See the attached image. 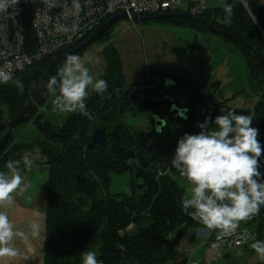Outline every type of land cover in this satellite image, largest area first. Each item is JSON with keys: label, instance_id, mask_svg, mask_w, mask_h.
<instances>
[{"label": "trees", "instance_id": "1", "mask_svg": "<svg viewBox=\"0 0 264 264\" xmlns=\"http://www.w3.org/2000/svg\"><path fill=\"white\" fill-rule=\"evenodd\" d=\"M244 2L247 7L240 0H227L226 5L232 6L233 13L230 22L225 20L226 5L214 9L212 13L206 12L200 19L251 45L264 61V35L259 29L264 30V0ZM171 21L204 29L189 20ZM225 40L241 50L247 59L252 85L262 92V100L251 110L231 107L212 95H202L194 87L195 92L185 93L182 88L190 87L185 79L177 75L168 78L162 72L158 73L162 78L154 77L152 91L138 85L127 86L121 62L114 50L110 54L113 59L112 69L109 75L103 77L108 82L107 90L102 96L95 93L86 103L91 119L76 113L61 128H54L44 115L37 113V107L48 93L46 90L36 108L20 123L29 120L32 114L35 115L32 123L41 136V150L49 159L44 264H82L81 253L86 250L95 252L102 264L187 263L188 259L184 257L177 262L181 255L179 243L184 233L189 228H205L185 214L181 207V199L185 197L184 183L188 181L180 176L167 155L150 161L148 173L152 165H157L153 176L159 179L158 193L149 209L141 211L137 188L132 199L112 197L109 194L111 172L124 174L140 169V163L133 159L126 167H122L116 157L109 153V146L116 143L125 151L133 150L150 159L155 133L153 137L143 138L129 129L122 118L127 109L133 111L135 116L149 115L152 120L155 115L165 118L172 101L166 98L165 84L155 83V78L170 79L175 83V89L184 95V104L176 102L187 109L186 118L176 123L180 127L181 136L186 133L198 134L201 131L198 125L208 117L214 121L218 115L235 111L236 114L253 115L251 126L259 130L258 140L264 146L262 69L252 53L231 39ZM49 61H43L15 79L0 84V139L5 135L9 121L19 115L35 95ZM64 61L55 65L51 77L56 75L57 66ZM17 80L23 85V92L17 87ZM202 108H207L211 113L202 115ZM209 127L212 129L215 125ZM100 128L107 132L108 147L104 149L95 146L89 149L93 132ZM27 148L29 146L25 144H14L11 137L0 151V171H7L5 165L10 159L22 161L23 152ZM171 149L169 151H174L173 146ZM259 164V171L264 178V153L259 158ZM20 167L21 171H29L23 165ZM160 168L163 169L162 173ZM135 182L136 177L134 185ZM250 224L255 228L256 240L264 237V205L259 214L250 220ZM131 226L134 230L129 232ZM209 232L208 237L212 241L218 230Z\"/></svg>", "mask_w": 264, "mask_h": 264}, {"label": "rangeland", "instance_id": "2", "mask_svg": "<svg viewBox=\"0 0 264 264\" xmlns=\"http://www.w3.org/2000/svg\"><path fill=\"white\" fill-rule=\"evenodd\" d=\"M189 1L183 0V3ZM226 4V0H209L207 12L212 13L214 9L224 7ZM187 11L188 6L183 5L177 12L187 13ZM212 17L215 18L214 15ZM171 20L122 19L78 56L81 57L94 81L109 75L113 64L110 54L114 50L121 62L127 86L150 87L154 77H161L158 73L162 72L163 76L168 78L173 75L181 76L190 86L186 88H197L202 95H212L218 101L227 102L234 108L251 110L262 100V92L252 85L247 59L239 48L220 35L197 26ZM64 63L65 61L57 66L55 76ZM169 85L168 81L165 82V87L169 88ZM87 91L85 103L96 93L91 86ZM166 91L169 99L181 104L185 103L183 94L178 89L169 88ZM56 94H58V87L57 93L48 92L46 94L37 107V113L44 115L54 128L59 129L71 115L78 112L55 110L53 100ZM34 116L32 114L29 120L20 124L12 136L13 142L17 140L29 146L24 150L23 157L27 154L33 160L35 167L34 170L25 172L26 191L13 195L14 203L21 202V204L32 207L23 210L24 217L23 215L22 217L25 221L28 222L31 219L41 225V234L32 239H35L36 245L42 244L40 253L42 255L41 264H43L49 159L41 150L39 144L41 136L32 123ZM122 122L143 138H150L154 135V121L149 115L135 116L133 111L127 109L123 114ZM166 124V128L162 129L161 139L170 150L172 146L175 150L178 140L182 137L180 127L173 119L166 120ZM22 161L21 165H23ZM156 168L157 165H152L149 173L152 174ZM162 171L163 169L160 168L161 173ZM137 172V169L134 170V175ZM140 181L136 179V183ZM190 187L189 182L184 183L185 196L190 195L188 192ZM137 198L139 199V194ZM9 207L2 208L1 211L8 214ZM133 230V226L128 229L129 232ZM209 233L206 228L187 229L179 243L181 255L177 258V262L184 257L188 259L186 264L192 262L199 264H264V258H261L250 246L253 241L241 247L226 249L218 260L215 255H212L213 253L208 257L209 247L205 243ZM260 240H264V237Z\"/></svg>", "mask_w": 264, "mask_h": 264}, {"label": "clouds", "instance_id": "3", "mask_svg": "<svg viewBox=\"0 0 264 264\" xmlns=\"http://www.w3.org/2000/svg\"><path fill=\"white\" fill-rule=\"evenodd\" d=\"M19 0H0V16L9 14ZM51 7V5H49ZM226 22L231 21L232 6L224 7ZM75 25L72 31H75ZM61 30L68 31L61 26ZM8 75H0V82H8ZM23 92V85L15 81ZM89 86L100 94L105 93L108 82L93 80L88 68L78 55L66 57L57 76H52L46 84L50 93H57L53 100L54 109L61 112L76 113L92 118L88 112L85 98ZM253 115L236 114L227 111L223 115L206 118L199 124L198 134H184L177 142L172 166L191 187L190 195L182 197L181 207L185 214L201 223L208 230H218L222 237L236 233L241 221L257 216L264 205V178L259 171V158L264 146L258 140L259 130L252 125ZM210 125L215 128L210 129ZM157 131H161L157 128ZM24 169L31 170L33 160L25 154L22 161ZM21 161L8 160L7 171H0V208L14 203V193L26 191L21 175ZM192 209V211H189ZM30 234L16 229L8 214L0 211V259L16 258L20 255L14 242L19 238L26 251L33 253L29 235L32 238L41 234V225L37 221L29 222ZM245 240L252 239L251 248L264 258V240L244 233ZM123 250V249H122ZM82 264H102L93 251L81 253Z\"/></svg>", "mask_w": 264, "mask_h": 264}, {"label": "built area", "instance_id": "4", "mask_svg": "<svg viewBox=\"0 0 264 264\" xmlns=\"http://www.w3.org/2000/svg\"><path fill=\"white\" fill-rule=\"evenodd\" d=\"M208 1L190 0L183 3V0H19L8 10L9 14L0 16V75L10 76L9 81L15 79L19 74L51 59L46 57L70 49L86 31L93 27L97 29L115 15L174 13L181 6L187 5L186 14L201 18L207 12ZM240 1L246 6L244 0ZM73 25L76 26L75 31L71 30ZM61 26L69 30H61ZM3 83L6 82H0ZM144 89L150 90L151 86ZM200 113L206 115L211 112L202 108ZM245 232L257 239L250 220L241 221L232 236L222 237L218 232L212 241L208 237L205 243L209 247L208 257L213 253L218 260L226 249L252 242V239L245 240Z\"/></svg>", "mask_w": 264, "mask_h": 264}, {"label": "water", "instance_id": "5", "mask_svg": "<svg viewBox=\"0 0 264 264\" xmlns=\"http://www.w3.org/2000/svg\"><path fill=\"white\" fill-rule=\"evenodd\" d=\"M247 7V6H246ZM126 18L131 19H164V20H170V19H184L189 20L193 23H195L198 26L203 27L205 30L220 35L224 38H228L233 40L234 42L239 43L243 48H245L248 52L252 53L255 57L257 64L260 66L263 72L264 76V61L260 57V55L256 52V50L237 36L231 34L230 32L222 29H218L209 23H206L204 20L200 18L193 17L186 13H162V14H156V15H127L126 13H121L118 15L113 16L108 21H106L103 25L98 27L97 29L91 28L86 33L80 37V39L68 50L64 52H58L55 54H52L46 59H50L44 75L42 79L40 80L39 87L35 93V95L29 100V102L26 104L25 108L21 111L19 115H17L14 119H12L8 124L6 128L5 135L0 139V151L2 148L8 143L10 138L12 137L15 129L19 126V124L30 114L31 111H33L37 104L42 100L44 93L46 92V84L48 80L51 77V74L53 72V69L57 63L60 61L66 60V57L69 55H77L80 52H83L85 49H87L90 45H92L94 42L99 40L105 33H107L111 27H113L118 21ZM259 27V26H258ZM260 31L264 35L263 30L259 27ZM155 83L160 84L165 82H169V87H174L175 83L171 81L170 79H164L161 80L160 78H156ZM182 91L184 92H195L192 89L189 88H182ZM160 94H158L159 96ZM263 95H264V87H263ZM167 98V97H166ZM170 101H173L170 99ZM187 109H180L176 102H173L169 111L165 114V118H161L158 115L153 116L154 121V142L151 144V154L150 159L147 157H143L141 154L136 153L135 151H125L122 147H120L118 144L113 143L109 146V153L116 157V161L122 166L126 167L131 159H138L140 162V169L135 174L136 179H143V184H140L138 189L142 190L144 186H146L145 193L140 196L139 198V204L141 211L148 210L151 204L153 203L154 197L158 193V187H159V180L152 177L150 173H148L146 170L150 164V161H153L160 156L167 155L171 159L175 155V150L169 154H167L166 149L161 145V138L160 135L162 133V129L166 127V120L173 119L175 123H178L180 119L186 118ZM157 128H160L161 131H157ZM95 146H100L101 148H107L108 147V138H107V132L105 129H97L93 132L92 141L89 144V149H93ZM133 173L131 171H127L124 174H117L115 172H111L109 174L110 179V187H109V194L112 197H125L127 199H132L134 196V178Z\"/></svg>", "mask_w": 264, "mask_h": 264}, {"label": "crops", "instance_id": "6", "mask_svg": "<svg viewBox=\"0 0 264 264\" xmlns=\"http://www.w3.org/2000/svg\"><path fill=\"white\" fill-rule=\"evenodd\" d=\"M178 76V75H177ZM126 81V79H125ZM14 144H25V143H19L17 140L13 142ZM21 175L23 176V179L25 178V172L21 171ZM47 201V198H46ZM31 207V206H30ZM27 205L21 204L16 202L13 203L8 209H9V217L10 220L14 223L16 229L23 230L26 233L30 234V228H29V222L31 221H25L23 210L26 208H30ZM32 208V207H31ZM2 208H0V211ZM23 215V217H22ZM46 223V222H45ZM46 233V229H45ZM45 238V237H44ZM29 239L31 242L32 247L35 249L33 253H29L26 251V245L17 238L14 242V246L18 248L20 255L16 258H4L0 259V264H41L42 263V255L40 253V247L41 245H36L35 239H32V237L29 235ZM41 240H39L40 242ZM42 248V247H41ZM43 264H44V253H43Z\"/></svg>", "mask_w": 264, "mask_h": 264}, {"label": "flooded vegetation", "instance_id": "7", "mask_svg": "<svg viewBox=\"0 0 264 264\" xmlns=\"http://www.w3.org/2000/svg\"><path fill=\"white\" fill-rule=\"evenodd\" d=\"M166 88H167V87H165V89H166ZM169 88L172 89V88H175V87H169ZM169 88H167V89H169ZM151 89H152V85H151ZM151 89H150V90L148 89V91H152ZM167 89H166V90H167ZM189 89H190V88H189ZM185 93H188V92H185ZM166 96H167V95H166ZM183 96H184V95H183ZM167 98H168V97H167ZM184 100H185V99H184ZM173 102H174V101H172V103H173ZM176 104L178 105V107H179L180 109H182V110L185 109V108L182 107L180 104H178V103H176ZM175 124H176V123H175ZM166 126H167V125H166ZM165 128H166V127H165ZM161 140H162V139H161ZM153 142H154V141H153ZM161 145L166 149L167 154L173 152V151H169V146H167V145L163 142V140H162V142H161ZM168 151H169V152H168ZM131 160H132V159H131ZM133 160H135L136 162H139L138 159H135V158H134ZM139 163H140V162H139ZM146 171H147V170H146ZM154 173H155V172H153L152 174L150 173V174L152 175L153 178L156 179V177L153 176ZM134 179H135V178H134ZM137 180H139V179H137ZM140 180H141V181H140L139 183H136V182H135V188H137V190H138L139 193H140V194H139V198H140L141 195H143V194L145 193V190H146V186H144V188H143L142 190H139V189H138L139 185L144 183V182H143V179H140Z\"/></svg>", "mask_w": 264, "mask_h": 264}]
</instances>
